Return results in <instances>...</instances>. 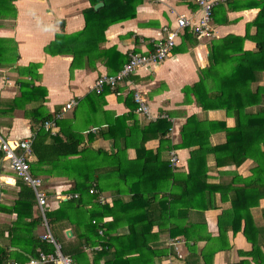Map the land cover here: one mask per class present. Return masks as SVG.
Segmentation results:
<instances>
[{"label":"crops","instance_id":"0c3cea01","mask_svg":"<svg viewBox=\"0 0 264 264\" xmlns=\"http://www.w3.org/2000/svg\"><path fill=\"white\" fill-rule=\"evenodd\" d=\"M106 1L113 7L107 9V16L120 20L105 30L98 49L81 55L78 45L85 41L77 35L85 32L89 20L95 18L94 10L103 8ZM261 2L218 4L211 35L186 29L169 58L139 68L116 89L106 87L103 94H97L93 90L96 79L120 70L130 51L152 49L154 40L165 34V25L175 27L180 15L196 21V1L0 0V133L9 141H34L43 124L35 119L36 114L44 111L54 117L71 99L78 101L58 120L55 133L47 131L49 135L36 145L38 154L32 147L31 155L32 172L42 178L48 196L46 212L61 209L56 216L46 217L61 245L83 242L91 262L101 250L94 247L114 239L120 243L111 251L134 250L128 256L143 250L149 264H205L206 257L210 264H264V198L251 206L253 189L257 192L254 184L264 185V173L257 177L252 173L254 161L264 155V140L255 144L256 151L240 165L223 162L221 156L220 162L225 164L219 165L214 152L198 157L194 165L200 168L197 180L189 186L191 151L202 144H224L227 133L221 127L235 128L238 119L224 108L204 109L196 94H186L184 89L205 75L208 85L203 93L216 97L220 89L215 80L238 63L247 70L248 66L264 65V60L244 55L258 51L255 20ZM133 13L130 18L125 16ZM92 32L97 33L95 28ZM59 34L65 37L51 47L57 51L52 54L47 47L57 42ZM75 39L72 53L69 42ZM108 56L115 68L107 64ZM238 82V94L231 96L252 99L257 95L261 99L253 106L248 102L244 113L264 111V70L244 72ZM134 88L146 100L150 115L138 111ZM259 88H263L260 97ZM191 116L202 124L190 125L185 133ZM161 119L171 123L167 134L162 133L165 124L157 125ZM208 122L221 124L210 132ZM184 142L188 146H181ZM88 181L97 192L84 193L77 207L65 205L73 194L79 200L80 191L74 189L85 191ZM246 182L254 184L252 193L241 197V206L233 202L234 189H242ZM193 190L204 197H196ZM139 191L142 196L135 195ZM234 207L242 209L243 216L239 217L241 212L227 213ZM93 225H100L103 234H96ZM45 231L33 189L0 154L1 261L25 263L38 256ZM98 240L101 242L92 245Z\"/></svg>","mask_w":264,"mask_h":264},{"label":"trees","instance_id":"16d2710c","mask_svg":"<svg viewBox=\"0 0 264 264\" xmlns=\"http://www.w3.org/2000/svg\"><path fill=\"white\" fill-rule=\"evenodd\" d=\"M141 0H136V2H140ZM109 7L111 6V3L106 1V5L99 9V10H94V8H92V10H94L95 13V18L93 19V21L89 20V24L87 26V29L85 30V32L83 34H78V38H80L81 41H85V42H80V44L78 45V51L80 53H82L81 55H84V53L89 54L90 50L93 49H98L99 48V44L100 42L103 40L104 38V32L105 30L115 21L120 20L119 18L117 19V17H112L111 19L107 16V9H109ZM118 7V6H117ZM113 8V7H112ZM134 15L133 14H127L125 15L126 17L130 18ZM124 18V17H122ZM121 18V19H122ZM91 22V23H90ZM257 26H258V31H257V35L255 36V40L257 42V46H258V51L255 52V54H252L250 52H244V55L248 58L251 59H255L258 60L259 62H263L264 60V0H262L261 2V10L260 13L257 17V19L255 20ZM94 28L96 29L97 33H93L92 31L94 30ZM99 29H101V36H99ZM75 36V37H77ZM65 35L63 34H59L56 37V41L55 43H53L52 45H50L49 47H47V51L48 52H52V54H55L57 51L52 50L51 47L53 45H56L57 43H61L60 41H62V38H64ZM78 39H75L73 41H70L69 43H72L73 46H69V47H75L76 48V43H77ZM65 49H63L64 51ZM69 51H71L73 53L74 49H68ZM115 50V49H114ZM60 51V52H63ZM77 59H80L81 55L75 54ZM110 58L108 56V62L107 64L110 67L115 68L116 66L111 64L110 62ZM212 59H214V55L212 56ZM125 64V63H124ZM213 69V68H210ZM209 69V70H210ZM264 70V65L263 64H256L254 66H248V70L246 68V66L243 65H239V63L234 67V70H230L228 72V74L226 76H224L222 79L220 80H215V85L217 89H220V93L218 96L216 97H211L209 96V93H203V89L207 88V83H206V78L204 77L205 75L201 76L200 81L195 84L193 87H186L185 89V93H189V91H193L196 94V98L197 101L201 104V106L204 109H226L227 113L229 115H232L235 113V115L237 116L238 119V126H236L235 128H228L227 126L221 127L224 131H226L227 133V139L226 142L222 145H206V144H202L200 146L195 147V149H193L191 151V156H190V160H189V164H190V171L188 174V185L189 186H193L194 185V181L197 180L196 175H198L199 173V167H195L194 165L196 164V162L198 161V157L202 158V157H206V155L209 152H214L217 154L218 156V160L217 163L219 165H223L225 163L220 162L219 157L221 156V158L223 159V162H233L235 165H240L242 164V162L245 161V159L247 158V156L249 154H252V151H256L255 149V144L264 140V111H259L257 113H252V112H246V114L244 113V110L248 107H246V104H248V102H250L249 106H253V105H257L258 102L261 100L260 98H258L257 95H255V97H253L252 99H247L243 96H231V94H234L235 92H237V87L240 86L241 82H238L239 76L242 75V73L246 72V73H251L253 72V74H257L258 72H261ZM263 90V88H259L258 89V94L259 97L261 95L262 92H260V90ZM103 94V93H102ZM238 94V93H235ZM235 110V112H234ZM52 118V115L48 112H42V114H36L35 119L41 123H43L45 120ZM159 124H165V128L162 131L163 134H167L170 129H171V123L167 122L165 119H161L158 121ZM188 125L185 126L184 128V132L186 133L190 127V125H194V123H199L200 125L202 124L201 122H199L197 120V118L195 116H191L188 118ZM40 123V124H41ZM221 123H214V122H208L207 126H211L210 128V132H215L216 129H218V125H220ZM201 127V126H200ZM216 127V128H215ZM111 130V128H110ZM49 135V133L47 131H45L43 125L41 124L39 126V129L36 132L34 141H33V150L34 152H36L38 154V150L36 145L44 140L47 136ZM210 135H207L206 138H208ZM58 140V139H57ZM181 146H188V143L184 142ZM255 148V149H254ZM255 155V154H254ZM257 155V154H256ZM255 166L252 168V173L254 175V177L257 176H262L264 173V155L259 157L258 159H256L255 161ZM222 163V164H221ZM256 180V178H255ZM262 180V178H261ZM89 181L86 182V189L85 191L81 190V187L76 188L74 190H76L77 192L80 191V197L79 200L75 199L73 197V199H71V201L69 202H65V205H73L74 207H77V204H80L83 199L81 196L84 195V193H90V185H88ZM193 183V185H192ZM252 184H254L253 182L247 183L246 185H244L242 187V189L239 188H235V200L233 201L234 203L240 202V205L242 206V203L240 201L241 197L246 195V194H251L252 192ZM255 187H257V192H256V188L253 189V193H255V197H254V201L252 202L251 206H257L259 204V201L261 198H264V185L261 182H257L256 184H254ZM195 192V196L199 197L200 199H202V197H204L203 194H200L198 191H194ZM215 192V191H213ZM211 193V192H210ZM35 194V193H34ZM208 196V193H206ZM74 195V194H73ZM135 195H139L142 196V192H135ZM157 196V195H156ZM141 198V197H138ZM139 200V199H138ZM61 211L58 210L57 212L59 213ZM167 211V210H166ZM57 212H52V213H48L46 212V217H54L57 215ZM235 213L238 214L241 212V216H243L242 214V209H238V208H233L232 211H229L227 213ZM57 218V217H56ZM100 225H93L92 226V230L96 232V234L99 232ZM246 232V229H245ZM98 237L99 234H98ZM101 239V238H99ZM120 239V238H119ZM99 242H101L100 240L98 241H93L92 245L98 244ZM120 243V240H106L101 242L100 244L103 245V248L95 253L94 259L91 262L88 258H87V254L85 252L84 246L85 244H83V242H79V243H75L72 245H62V250L65 254H69L71 255L75 261L79 264H101V260L105 259L103 264H149L151 262L150 259L146 258V253L141 250L139 251V255H128L126 256V254L128 252L134 251V250H124L123 252L121 250H119L118 248H115L114 251H111V248L114 247L115 244ZM148 244V243H147ZM38 245H40L41 250H43L44 252H50L53 250V245L45 242V241H41ZM214 251L211 254V258L213 257ZM38 255V254H37ZM206 257V255H205ZM210 257H206V261L205 264H210L208 259ZM8 260V259H3V261ZM0 259V264L3 262Z\"/></svg>","mask_w":264,"mask_h":264},{"label":"built area","instance_id":"2783aa9c","mask_svg":"<svg viewBox=\"0 0 264 264\" xmlns=\"http://www.w3.org/2000/svg\"><path fill=\"white\" fill-rule=\"evenodd\" d=\"M195 1L199 9V15L196 21H194L191 17L180 15L177 18L175 27L165 25L163 27L165 34L163 37L154 40L152 49H148L143 52L130 51L128 53V60L123 67L118 71L100 75L95 81L93 90L97 94L104 93L106 87L114 90L139 68L163 62L169 58L177 45V39L188 28L192 29L196 35H211L213 32L212 19L214 8L220 3L229 2L231 0ZM134 90L135 99L139 104L138 111L150 115L147 102L143 98L141 92L136 88H134ZM77 103V99H71L61 112L55 113L54 117L43 122L42 125L44 129L51 134H54L56 128L58 127V120L63 117L66 111L73 109ZM32 147L33 140L31 138L9 141L0 133V154L4 159L10 161L17 177L33 189L38 206L46 224V231L42 236V240L52 243L54 250L52 252L40 251L38 256L30 258L25 263L8 259L3 261L1 264H79L71 255L63 252L62 245L56 240L46 221L48 196L44 190L42 178L35 176L31 169ZM177 160V155L173 154L172 162L176 163ZM90 192H97L95 186L90 189ZM76 196V194L71 195V197ZM99 233L102 235L103 230L100 229ZM102 246V244H98L94 247V249L100 250L102 249Z\"/></svg>","mask_w":264,"mask_h":264},{"label":"water","instance_id":"95a60500","mask_svg":"<svg viewBox=\"0 0 264 264\" xmlns=\"http://www.w3.org/2000/svg\"><path fill=\"white\" fill-rule=\"evenodd\" d=\"M97 6H99V4H97L96 7H97ZM70 232H71V230H68V231H67V234H69Z\"/></svg>","mask_w":264,"mask_h":264}]
</instances>
